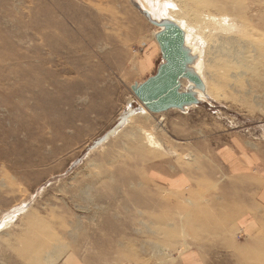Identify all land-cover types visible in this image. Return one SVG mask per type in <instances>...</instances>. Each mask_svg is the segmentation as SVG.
I'll return each mask as SVG.
<instances>
[{"label": "rangeland", "instance_id": "rangeland-1", "mask_svg": "<svg viewBox=\"0 0 264 264\" xmlns=\"http://www.w3.org/2000/svg\"><path fill=\"white\" fill-rule=\"evenodd\" d=\"M133 3L191 27L185 112L132 92L162 60ZM234 132L264 142V0H0V264H264L216 202Z\"/></svg>", "mask_w": 264, "mask_h": 264}, {"label": "crops", "instance_id": "crops-1", "mask_svg": "<svg viewBox=\"0 0 264 264\" xmlns=\"http://www.w3.org/2000/svg\"><path fill=\"white\" fill-rule=\"evenodd\" d=\"M230 138L213 151L218 166L213 171L218 186L216 202L222 206L220 211L233 213L240 233L254 234L264 226V142L251 141L238 132ZM166 184L176 189L187 188L188 180L183 174H177L166 176ZM188 255L194 257L193 262L199 260L193 252ZM189 260H186L188 264Z\"/></svg>", "mask_w": 264, "mask_h": 264}, {"label": "water", "instance_id": "water-1", "mask_svg": "<svg viewBox=\"0 0 264 264\" xmlns=\"http://www.w3.org/2000/svg\"><path fill=\"white\" fill-rule=\"evenodd\" d=\"M133 5L147 18L159 27L154 35L159 46L162 60L157 65L154 74L146 77L142 82L131 85L132 92L140 105L151 113L160 114L172 109L190 108L200 103L193 85L183 89V80L191 81L196 86H202L200 76L185 68L188 59L183 44V30L180 25L171 20H153L148 11Z\"/></svg>", "mask_w": 264, "mask_h": 264}, {"label": "bare ground", "instance_id": "bare-ground-1", "mask_svg": "<svg viewBox=\"0 0 264 264\" xmlns=\"http://www.w3.org/2000/svg\"><path fill=\"white\" fill-rule=\"evenodd\" d=\"M141 8H143L146 11H148L150 17L153 20L158 21V20H162V19H165V20L168 19V20H171V21H174V22L178 23L180 25V27L182 28V30H183V38H184L183 47H184L186 53H188V59H187V61L185 63V68H187L188 71L190 70V71H193V72L197 73L198 76H200L201 81L203 82V85L202 86H196L191 81L183 80L182 81V83H183V86L182 87H183V89H186L187 87H189V85H193V88H194V91L196 93V96L201 99L202 96L205 95L206 82H205V79H204V77L202 75L201 67L199 65V63L202 62L201 59H200L201 52L199 51V49H194V46L192 44L193 33L191 31V27L189 26V23L186 22L182 18L181 19L180 18L178 19V18H176L174 16H171V15L169 16L168 14H163V12L160 11V10H159V12L158 11L157 12H151L147 8H144V7H141ZM158 29L157 30L155 29V31L153 33V36L158 32ZM143 109H144V107H143ZM187 109H188L187 107H184L183 109H178V110L179 111H182V112H185ZM147 141H149V143H153L152 136L148 135L147 136Z\"/></svg>", "mask_w": 264, "mask_h": 264}]
</instances>
